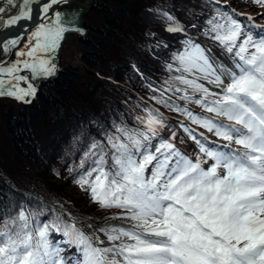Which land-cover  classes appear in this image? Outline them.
Returning <instances> with one entry per match:
<instances>
[{"label": "snow or ice", "instance_id": "obj_1", "mask_svg": "<svg viewBox=\"0 0 264 264\" xmlns=\"http://www.w3.org/2000/svg\"><path fill=\"white\" fill-rule=\"evenodd\" d=\"M13 2L6 0L8 4ZM33 2L22 0L23 9L8 18L7 25L32 19L29 5ZM66 2L48 0L42 5V11L47 16L50 10L54 11L53 5ZM252 2L264 7V0ZM4 12L5 8L0 6V13ZM222 16L224 23L213 18L208 24L215 33L213 38L228 52L237 49V71L220 66L218 75L205 49L191 41L190 47L177 58L181 65L177 71L202 73L204 79L212 77L209 82L216 85L223 84L221 75H226L228 84L216 94L198 83V78L181 75L175 80L202 93L194 100L196 104L233 121L234 125L194 115L186 108L170 104L163 93L160 98L154 97L157 103L174 107L228 142L225 146L209 147L205 138L201 142L185 128L196 140L199 151L212 163L205 168L208 160L199 156L192 160L169 142H161L153 152L151 140L157 135V126H163L159 114L149 112L146 123L140 120L146 131L117 127L124 140L120 136L108 137V143L115 150L111 164L105 159L107 153L101 149L94 161L95 167L77 182L82 188L87 186L93 202L100 208L123 210L125 218L136 222L134 228L97 229L113 242L111 246H101L103 240L97 237L93 241L75 223L65 222L61 228L57 222L41 224L37 221L33 226L21 211L19 224L13 219L4 221L0 228V264H65L59 242L49 239L51 231H62L67 238L65 243L76 245L79 256L73 264H264V36L254 40L252 35H246L238 43L243 35L241 23L227 12ZM260 18L264 19V14ZM74 19H62V14L55 12L48 23H41L31 34L27 50L17 53L19 57H29L31 62L18 59L7 67L0 65V97L31 102L27 98L35 95L36 88L28 76L18 74L21 65L31 71L32 80L53 75L56 65L38 53H54L65 33L71 30L68 25ZM0 26H4L2 18ZM179 30L177 27L168 29ZM18 43V38L0 40V48L9 51V46ZM21 82L27 87H22ZM168 90H172L171 86ZM209 96L217 98L209 101ZM181 98L193 99L186 93ZM232 143L240 147L233 149ZM122 238L132 242L114 243Z\"/></svg>", "mask_w": 264, "mask_h": 264}, {"label": "trees", "instance_id": "obj_2", "mask_svg": "<svg viewBox=\"0 0 264 264\" xmlns=\"http://www.w3.org/2000/svg\"><path fill=\"white\" fill-rule=\"evenodd\" d=\"M155 1L179 22L184 33L162 27L147 28L142 24L139 11L153 7ZM228 4L254 10L259 6L252 0H230ZM96 5L93 8L95 20L91 25L85 22V36H75L73 50L65 53L66 59L75 58L81 64L75 66L71 60H62L59 75L42 83L33 104L22 106L17 115L12 108L0 105V132L5 128L9 136L7 142L0 143V169L7 177L0 174V228L4 221L13 219L19 224L21 211L33 226L37 221L41 224L57 222L63 228V223L68 222L50 206L55 201L62 203L73 217L88 218L98 211L103 220L124 213L118 208H100L93 202L87 186L82 188L77 181L95 167L94 161L101 149L107 153L105 159L111 164L115 150L108 143V137L120 136L124 140L117 127L146 131L140 120L146 123L149 112L159 114L163 121L151 140L153 152L161 142H169L191 159L196 155V150L184 139V135L189 134L185 131L186 125L172 118L183 117L191 124L197 123L174 107L157 103L154 97L160 98L163 93L170 104L205 117L193 110L205 112L194 102L201 96L187 94L193 99H182L185 93L181 88L188 87L175 80L167 65H180L177 58L182 41L190 39L192 34L227 50L213 38L215 33L210 30L208 21L215 18L224 23L222 13L233 16L230 8L215 5L210 0H101ZM147 31L152 32L151 37L147 36ZM150 42L156 47L150 46V52L137 50L138 44ZM81 72L88 76L84 77ZM169 86L172 90H168ZM176 88L180 91H175ZM93 144L97 147L93 148ZM32 179H36L37 185L29 182ZM80 205L87 209H81ZM77 228L89 235L94 227L89 220ZM49 239L59 242L60 255L66 260L67 238L62 231H51Z\"/></svg>", "mask_w": 264, "mask_h": 264}, {"label": "rangeland", "instance_id": "obj_3", "mask_svg": "<svg viewBox=\"0 0 264 264\" xmlns=\"http://www.w3.org/2000/svg\"><path fill=\"white\" fill-rule=\"evenodd\" d=\"M76 2H82V3H86L90 0H75ZM101 1V0H92V5H91V8H90V11L88 12L87 15H85L84 17V20L86 22L87 25H91L90 22L94 21L95 18H94V12H93V8H95L97 5V3ZM230 0H228L229 2ZM109 5V4H108ZM95 6V7H94ZM228 7V6H227ZM230 8V6L228 7ZM58 8H55L53 13L57 10ZM184 10V9H183ZM233 11L235 12L236 14V17L238 18L240 15H244V16H247V17H251L252 19L249 20L247 19V22L245 24L242 25V29H243V35H242V40L244 38V36L246 35H252L253 39H259L261 36H263V29H257V30H253V27L257 24H260V23H264V19H261V14H264V7L262 9H259L258 12H255V11H252V10H249V9H237L234 8ZM52 13V12H51ZM166 9L163 8V6L158 2V1H155V4L153 7L151 8H144L143 10H140L139 13H138V16H139V19L140 21L142 22V24L145 26V27H149V28H156V27H159V28H164V24H167V22L169 21L168 19V16L166 15ZM168 14V13H167ZM51 15V14H50ZM113 15V14H112ZM109 16V17H112ZM49 17V15H47V17L45 19H42V21L46 20L47 18ZM108 17V18H109ZM172 23V22H171ZM30 33H31V30H30ZM147 36L151 37L152 36V32L151 31H147L146 32ZM196 37V36H194ZM75 38V35H71L67 38L65 44H64V47L62 49V56H61V61L65 60V62H68L71 60V64L73 65H78V64H81V62L77 61V59L75 58H70V59H66V56H65V53H67L68 51H72L73 50V46H72V42ZM197 38V37H196ZM241 42V41H240ZM238 42V43H240ZM202 42L199 41V39H197V43L196 44H199L203 49H205V52H206V55L209 54L211 55L212 57H215L217 58L218 60H220V63L222 65L225 66V68L228 70V71H237V69L235 68V63L239 62V57H236V56H233V55H227L225 54L223 51L221 50H215L213 48H210V46H203L201 44ZM115 45H117V42L115 41L114 43ZM207 45V44H206ZM150 46H155L153 43H149L148 45L146 44H138L137 45V50H139L140 52L141 51H144V50H147ZM190 47V44L188 42V40H184L183 39V42L181 44V51L179 52V56L181 54L184 53L185 50H187L188 48ZM252 50V49H250ZM80 52V49L79 47H77V52ZM77 56H79V52L77 53ZM211 62V61H210ZM97 65H99L98 63H95ZM214 67V66H213ZM215 68V67H214ZM167 69L172 73V74H176L177 77L178 76H185L186 78L189 77L187 75V72H183V71H177L176 68L172 67L171 66V69L169 68V66H167ZM216 69V68H215ZM23 73V72H22ZM83 73V72H81ZM216 73L219 75L220 74V71H218L216 69ZM190 74V73H188ZM83 76L86 77L88 76L87 74L83 73ZM222 77V75H221ZM197 79V82L198 83H201L203 84L206 88H208L209 90L212 89L210 86H208V84L206 82H208L209 84H213V83H210L209 80L212 79V77H210L209 79H204L203 78V74L202 73H199V72H196V71H193V73H191V78H188V79ZM229 81H227L225 84H228ZM216 85V84H215ZM183 92H188V93H191V94H200V92H195L192 88H191V91H188V90H183ZM5 99H0V105H5L7 108H12L13 112L15 115H17V113L20 111L21 107L20 105H18L21 101H18V100H11L9 99L8 97H4ZM217 97L215 96H209L208 99H216ZM2 100V101H1ZM11 100V101H10ZM5 108V109H7ZM223 118L224 117H220V116H217V119L223 123ZM11 122V121H10ZM227 125H234V122L233 123H226ZM5 128L2 129L3 133L0 132V143L5 141L7 142L8 141V138L9 136L6 135L5 133ZM209 141H210V137L209 135L205 134L204 135ZM188 139V137H187ZM217 141V140H215ZM189 142L191 145H194V141L193 139H189ZM213 143H209V147H213L212 146ZM217 145H228V142L223 140V141H219L217 143H215ZM231 148L233 149H237L235 144L232 143L230 145ZM199 157L202 158V159H205V160H208V158L206 156H204L203 153L199 152ZM212 163L211 160H208V164H205L204 167H208V165H210ZM0 174H2L0 172ZM3 175V174H2ZM3 177H6L5 175H3ZM35 180L36 179H32L31 181H29L31 184H34V185H37V183H35ZM38 185H40L38 183ZM12 186V185H11ZM41 186V185H40ZM13 187V186H12ZM39 188H42V190L44 189V187H39ZM81 206V205H80ZM53 207L55 209H57V211H60L61 213H63L65 216L68 217V220L71 222V219L69 218V215H68V210L67 208L62 204V203H59L58 201H55L53 203ZM81 209H87L86 207H83L81 206L80 207ZM68 212V213H67ZM98 211H95V212H92L93 213V216L90 215L88 218L87 217H80V216H75V218L77 219V223L78 221L80 223L82 222H87V221H91V224L92 226L94 227L91 231V234H90V237L93 239V241H96L97 237L100 239V240H103L104 241V245H101V246H111V244L113 242H109L106 238V236L101 233V232H98L97 229L99 228H106L107 225H113L115 224L114 226H117V227H120L123 225V228L125 229H133L136 222L135 221H132L130 219H127L125 218L126 217V213L125 214H122L116 218H114L113 216L112 217H106L104 218L103 220H101V218L98 216V214L96 213ZM102 223V224H101ZM100 226H98V225ZM98 226V227H97ZM97 227V228H96ZM137 231L139 229H136ZM127 240V238H122L121 241H125ZM121 241H115L114 243L116 244H120ZM132 242V241H131ZM77 249V248H76ZM76 256L72 259V260H69V262L65 263V264H73V262L75 261V259L79 256V253L78 251L76 252Z\"/></svg>", "mask_w": 264, "mask_h": 264}, {"label": "water", "instance_id": "obj_4", "mask_svg": "<svg viewBox=\"0 0 264 264\" xmlns=\"http://www.w3.org/2000/svg\"><path fill=\"white\" fill-rule=\"evenodd\" d=\"M3 1H6V0H3ZM42 1H40V3ZM63 4H66V5H63ZM58 5L59 6H61V5L63 6L60 10L57 11V12L62 14V19H67L69 17H74L75 19H74V21H73V23L71 25H68V27L71 30L65 33L64 39L60 42V47L54 53H48V54L38 53V55H40V56H42L44 58L51 59L52 63H54L56 65V69H55V72H54L53 75L47 76V77L40 76V77L36 78L35 80H33L32 82H30L36 88V93H35V95L33 97H28L27 98L31 102L30 103H26V105H31L32 102L34 101V99H35V97L37 95V92H38V86L40 85L41 82L48 81V80H51V79H55L58 76V74L61 72V65H60V63H61V50L63 48V45L66 42V39L69 36H71V35H77V36L82 37L86 33V30L84 28V17L90 11V8H91L92 4L91 5H86V3H78V2H75L74 0H68L66 3H60ZM53 6H55V5H53ZM37 13L39 14V12H37ZM42 16H44V13L41 12V14L39 16H37V18H41ZM51 17H54V14ZM48 22H49V19L45 23H48ZM1 27L2 26H0V28ZM6 30H7V28L5 26L2 29V32L0 34V40L3 39L4 34H5L4 32ZM1 61H0V63H1ZM3 61H5V58H3ZM25 87H27V86H25Z\"/></svg>", "mask_w": 264, "mask_h": 264}, {"label": "bare ground", "instance_id": "obj_5", "mask_svg": "<svg viewBox=\"0 0 264 264\" xmlns=\"http://www.w3.org/2000/svg\"><path fill=\"white\" fill-rule=\"evenodd\" d=\"M19 1H22V0H14V2H13V4H8V3H6L5 1H2V2H0V6H3L4 8H5V12L4 13H0V18H2L3 20L4 19H8V18H10V17H12V16H14V15H17V14H19L20 13V11L23 9V5L22 4H19ZM40 1H42V0H39L38 2H39V4H37L36 3V6H29V7H31L32 8V14H33V12L36 10V12L35 13H37V12H39V14H37V15H35V16H32V19H30V20H21V21H19L16 25H15V27H13V30L12 31H10L11 33L9 34V30L7 29L6 31H5V34H4V40L3 39H1V40H3V41H7V40H10V38L12 37V35L13 34H15L16 32H17V30H19V32H20V30H22V29H24V27L26 26V24H30V25H28V27H25V28H27L26 29V31L27 30H29V29H34L35 27H39V25L41 24V23H43L44 21H46V20H44V21H42V19H45L47 16L44 14V16H42L41 18H37V19H35V17H37V16H39L40 15V13L42 12V5L44 4V3H46V2H48V0H43L41 3H40ZM68 1V0H67ZM5 2V3H4ZM21 3V2H20ZM68 4V3H67ZM92 4V2L91 1H88V2H86V5H91ZM63 5H66V4H63ZM55 7H62V5L61 6H59V5H55V6H53V8H55ZM50 12H51V10H50ZM34 13V14H35ZM52 13H53V11H52ZM51 13V14H52ZM48 15V14H47ZM49 17H50V14H49ZM139 17V16H138ZM33 23V24H32ZM260 26H262V27H264V24H261ZM6 27H9V26H6ZM25 30V29H24ZM26 31H24V33L26 32ZM24 33H22L21 35H24ZM21 37V36H20ZM10 49H11V47H10ZM150 50V49H149ZM148 50V51H149ZM10 51V50H9ZM139 51V50H138ZM145 51V50H144ZM8 51H4L2 48H0V61L3 59V57L5 56V54L7 53ZM3 61V60H2ZM221 69V68H220ZM224 70H226V69H224ZM221 74V73H220ZM31 71L29 70V69H27V72H26V75L25 76H28L29 77V81H32V79H31ZM187 75L189 76V77H187V78H191V74H188L187 73ZM221 79L224 81V83L223 84H221V85H213V86H211V88L212 89H210L209 91L211 92V93H216V94H220L221 93V89L223 88V87H225L227 84H225L227 81H228V78H227V76L226 75H222V77H221ZM23 84H24V82H22ZM240 146H238L237 147V149L239 148ZM115 224H113V225H107L106 226V228H108V227H112V226H114ZM120 227H123V225L122 226H120ZM121 242H127V243H131V241H128V240H125V241H121ZM120 242V243H121Z\"/></svg>", "mask_w": 264, "mask_h": 264}, {"label": "flooded vegetation", "instance_id": "obj_6", "mask_svg": "<svg viewBox=\"0 0 264 264\" xmlns=\"http://www.w3.org/2000/svg\"><path fill=\"white\" fill-rule=\"evenodd\" d=\"M3 0H0V2H2ZM91 2H92V0H90ZM5 3V2H4ZM82 3V2H81ZM19 4H22V3H20V1H19ZM31 24V23H30ZM30 24H26V26L25 27H28V25H30ZM5 26H8L7 25V19H4V26H2L1 28H0V34H1V32H2V29L5 27ZM13 27H15V25H12V26H9L7 29L9 30V34L11 33L10 31H12L13 30ZM24 27V29H22V30H20V32H19V30H17V32L15 33V34H13L12 35V37L10 38V39H16V38H18L19 39V43L17 44V45H15V46H9V47H11V49H10V51H8L6 54H5V56L7 55L8 57H7V59H6V61L4 62V64L2 65V66H4V67H7V66H9V65H11V64H13L15 61H17L18 59L19 60H24V59H28L29 60V57H27V56H24V57H19L18 55H17V53L19 52V51H21V50H27L26 49V45L28 44V42H29V37L31 36V34L36 30V28L37 27H35L34 29H29V30H27L26 31V29L27 28H25ZM30 30H31V33H30ZM24 31H26L25 33H24ZM22 33H24V35H21ZM21 36V37H20ZM4 56V58H6ZM3 60V59H2ZM23 68V66L21 65V69Z\"/></svg>", "mask_w": 264, "mask_h": 264}]
</instances>
